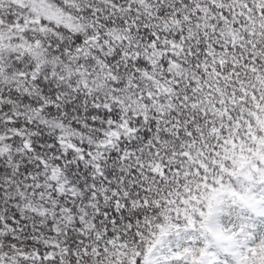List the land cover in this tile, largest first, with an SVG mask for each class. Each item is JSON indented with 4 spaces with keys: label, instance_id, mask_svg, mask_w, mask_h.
Returning <instances> with one entry per match:
<instances>
[{
    "label": "snow or ice",
    "instance_id": "obj_1",
    "mask_svg": "<svg viewBox=\"0 0 264 264\" xmlns=\"http://www.w3.org/2000/svg\"><path fill=\"white\" fill-rule=\"evenodd\" d=\"M0 264H264V0H0Z\"/></svg>",
    "mask_w": 264,
    "mask_h": 264
}]
</instances>
